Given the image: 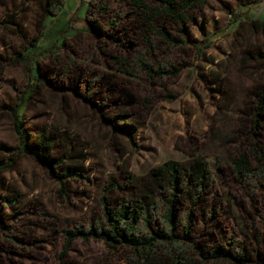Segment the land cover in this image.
<instances>
[{
    "label": "rangeland",
    "instance_id": "1",
    "mask_svg": "<svg viewBox=\"0 0 264 264\" xmlns=\"http://www.w3.org/2000/svg\"><path fill=\"white\" fill-rule=\"evenodd\" d=\"M50 1L0 0V198H7L0 264H129L128 249L102 240L76 238L66 248L63 228L103 214L100 196L111 179L123 185L109 194L118 206L130 194L128 171L139 178L169 158L187 160L198 151L209 158L215 184L197 206L174 189L160 195L162 206L147 226L162 225L170 199L178 226L190 224L198 243L207 249L229 246L234 234L250 252L244 264H264V183L237 179L218 158L251 146L248 89L264 68L252 57L240 63V56L248 39L264 44V31L249 21L264 0H199L188 10L190 38L180 46L151 29L163 23L179 34L180 23L158 14L150 19L133 0H65L59 14L44 19ZM145 2L155 7L161 0ZM239 6L246 19H233L229 27ZM145 35L157 41L148 56L169 59L180 73L152 81L145 72L124 70L148 48ZM205 38L215 41L205 46ZM15 108L22 111L33 149L45 139L56 155H85L86 177H68L61 193V181L22 151ZM257 138L264 143V127ZM250 157L259 162L257 155ZM207 264L236 263L213 257Z\"/></svg>",
    "mask_w": 264,
    "mask_h": 264
},
{
    "label": "trees",
    "instance_id": "2",
    "mask_svg": "<svg viewBox=\"0 0 264 264\" xmlns=\"http://www.w3.org/2000/svg\"><path fill=\"white\" fill-rule=\"evenodd\" d=\"M255 1L260 2L262 0ZM64 3L65 0L50 1L44 19L49 15L59 14ZM133 4L145 8L144 10L147 9L146 11L150 13V19L158 14L169 16L180 23L179 34L168 29L163 23L160 24L159 28L151 25V29L156 31L165 42L173 46L184 45L188 42L191 19H193V16L188 14V10L198 5L199 0H161L160 5L155 7L148 5L145 0H133ZM262 9H264V2L258 12L249 19L255 31H264V17L260 16ZM245 15L241 6L235 8L228 21V26L230 27L233 19H238L239 24H242L246 19ZM89 22L92 29L97 27L95 22L91 20ZM240 29L238 31L242 34ZM144 40L147 42L148 48L137 52L131 67L124 68V70L134 74L145 72L152 81L180 73L181 68L167 58L156 57L151 59L148 56L149 47L155 54L154 49H157V41L152 35H145ZM205 41V46H210L215 40L205 38ZM246 44V50L240 56V63L246 58L252 57L263 61L261 65L264 68L263 42L248 39ZM126 61L127 59L123 58L122 62ZM249 76H253V73L250 72ZM252 79L255 84L250 85L248 89L251 91L250 96L252 97L249 106L253 111L249 127V133L253 136L251 146L248 150H242L238 154L231 153L223 158L219 155L218 158L220 161L224 160L229 164L237 179L251 183H258L259 181L264 183V143L257 138L264 127V74ZM31 84L30 75L29 85ZM22 106L23 104H20V108ZM13 114L22 151L36 156L48 167L49 173L61 181V193L66 192L65 181L68 177L79 179L86 177L83 172L85 155L80 156L73 151L65 153V156L56 155L50 149L49 141L45 139L40 140L39 149H33L30 146L31 132L23 124L22 111L15 108ZM109 120L116 125L115 119L110 118ZM116 128L124 130L119 125H116ZM128 132L130 133V131ZM42 149L46 151L43 152ZM251 154L258 156L259 162L257 164L252 163ZM66 158L69 159L68 165L60 168L59 165ZM3 168L4 164H0V171ZM126 181L130 194L122 198L118 206L112 204L109 194L114 189L123 188V185L115 179H111L100 196L103 214L88 224L77 223L74 226L63 228L67 238L66 248L76 238L102 240L110 248L125 247L128 249L129 264H207L213 257L227 258L236 264L248 263L251 260L247 246L234 234H231L229 246L214 244L212 248L207 249L198 243L193 238L190 224H186L183 228L178 226L179 219L176 218L174 203L170 199L169 205L163 213L162 225L158 228L147 226L151 221L150 215L159 211L162 206L160 195L170 191V189H174L175 195L181 192L185 193L194 206H197L205 198L216 180L211 162L204 152L193 153L187 160L169 158L152 166L139 178L130 170L126 175ZM2 184L3 179L0 175V188ZM6 202L7 198L1 196L0 226L4 224L3 210ZM211 208V212L214 214L215 205H212Z\"/></svg>",
    "mask_w": 264,
    "mask_h": 264
}]
</instances>
